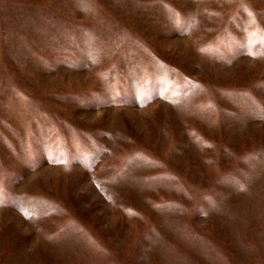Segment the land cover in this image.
I'll return each instance as SVG.
<instances>
[{"label":"rangeland","instance_id":"obj_1","mask_svg":"<svg viewBox=\"0 0 264 264\" xmlns=\"http://www.w3.org/2000/svg\"><path fill=\"white\" fill-rule=\"evenodd\" d=\"M0 264H264V0H0Z\"/></svg>","mask_w":264,"mask_h":264}]
</instances>
